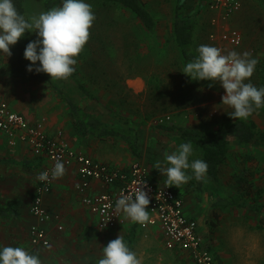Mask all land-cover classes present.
<instances>
[{
  "label": "trees",
  "instance_id": "1",
  "mask_svg": "<svg viewBox=\"0 0 264 264\" xmlns=\"http://www.w3.org/2000/svg\"><path fill=\"white\" fill-rule=\"evenodd\" d=\"M210 0H174L171 32L165 41L158 36V23L154 13L150 11L144 0H85L92 8L107 11H118L128 26L122 35L121 47L127 61L138 62L143 59L141 68L147 73L148 86L152 95H158L157 113L174 112L209 98L205 92L214 89L213 83L207 80H192L182 70L192 62L198 52L195 48L196 29L203 11ZM63 0H43L40 8L43 12L62 5ZM264 6V0H258ZM18 12L29 18L27 0H13ZM109 22H114L111 18ZM209 34V26H205ZM98 36L102 39V34ZM33 32H27L19 41L10 46L9 73L14 78H39L59 94L70 110L73 125L79 136L118 138L124 141L129 149L139 154L140 134L143 124L120 108H111L107 120L99 109V101L93 90L78 77V68L67 80H53L47 73L36 72L27 68L31 62L24 57V51L30 41L36 40ZM101 43H105L101 41ZM86 43L84 50L87 48ZM137 47L135 54L131 47ZM131 48V49H130ZM84 50L80 53L83 56ZM264 81V55L258 68ZM211 85V86H210ZM99 103V104H98ZM153 133L175 137L178 149L182 143L191 141L193 155L189 161L204 160L208 164L207 177L198 181L199 188L203 185L206 193L212 197L211 207L214 215L222 208L246 206L260 214L264 220V203H258L253 193V178L257 171L264 174V131L259 128L255 119L233 120L225 116L216 123L213 129H202L184 125L180 122L157 121L151 124ZM171 137V138H172ZM257 162L258 167L243 166L232 174L236 187H229L223 179L222 168L232 159ZM244 162V161H242ZM261 167L262 169H260ZM260 169V170H259ZM195 178V177H194ZM205 183V184H204ZM175 192L176 188H173ZM237 189V190H236Z\"/></svg>",
  "mask_w": 264,
  "mask_h": 264
},
{
  "label": "crops",
  "instance_id": "2",
  "mask_svg": "<svg viewBox=\"0 0 264 264\" xmlns=\"http://www.w3.org/2000/svg\"><path fill=\"white\" fill-rule=\"evenodd\" d=\"M240 1L241 8L233 14L231 25L242 31L244 40L255 35L256 31L249 29L245 21L250 0ZM208 4L207 9L211 16ZM209 28L211 31L210 21ZM34 80L41 79L12 77L9 73V61L8 66L4 67L0 56V96L13 110L23 113L30 122L45 117L48 134L56 137L61 133V137L74 150L110 165L128 167L131 164L128 158L123 159L111 153L110 140L122 141L121 139L79 136L73 125L70 110L59 94L50 85L56 94L50 88L47 90V86V93L42 92L39 89L41 82L37 84ZM98 107L104 114L103 117L109 120L108 112L111 108L104 104H99ZM146 127L149 133L153 134L151 127L143 124L138 152L140 154ZM155 135L161 140L164 137L167 141L170 140L169 149L177 151L174 136L169 138L162 134ZM126 146L129 149L127 144ZM129 151L131 152L130 149ZM48 164L49 160L45 154H36L23 141L10 144L8 135L0 131V250L5 246L21 247L30 254L37 255L42 264H98V260L103 257V247L120 234L130 250L135 248L134 252L142 264H194L190 252L166 247L159 225L143 228L139 223L126 218L122 212L125 224L115 228H99L97 216L82 204L80 195L76 192L75 184L79 180L76 162L65 166V175L55 179L51 191L43 196L45 206L57 216L46 224L50 244L33 246L29 238V227L35 222V218L30 212V205L39 182L37 176ZM148 169L155 184L165 183V180L159 178L158 171ZM172 188H176V194L183 199L180 189L174 186ZM113 190L114 185L94 179L91 180L88 193L98 194ZM58 225L62 228L59 229ZM253 243L256 244L242 242L234 247L228 244L225 248L216 244L213 253L218 264H264L261 245L257 244V241Z\"/></svg>",
  "mask_w": 264,
  "mask_h": 264
},
{
  "label": "rangeland",
  "instance_id": "3",
  "mask_svg": "<svg viewBox=\"0 0 264 264\" xmlns=\"http://www.w3.org/2000/svg\"><path fill=\"white\" fill-rule=\"evenodd\" d=\"M42 1L27 0L29 18L38 16L43 12L40 8ZM144 1L156 17L159 40L165 41V38L171 32L174 0ZM92 10L96 19L90 28L88 46L84 50L83 56L76 57L77 64L75 66L78 68V77L93 90L101 105L104 104L109 108H120L136 121H141L147 126H151L159 120L180 122L187 126L202 129H213L219 120L229 116L228 113L233 111L232 108L222 103V96L225 94L223 87L219 83H213L214 89L207 91L204 88L205 92L210 94L208 99L174 112H155L159 106L158 95H152L149 89L147 73L141 68L144 60H138V56H135L138 62L127 61L124 49L121 47L123 32L128 27L125 20L122 19L123 17L118 11L103 13L102 10L99 11L95 8H92ZM210 17L206 7L196 29V50L200 45H210L220 48L222 54H227L230 51L241 54L245 51L250 52L252 57L259 61L250 82L257 88L264 87V81L258 71L260 61L264 55V6L258 0H250L245 21L249 29H255L256 34L244 39L239 46L223 45L210 40L205 30V26H209ZM111 18L114 20L112 23L109 22ZM252 32L255 33L254 30ZM99 33L102 34V39L98 36ZM33 34L36 38L37 33L33 32ZM101 41L105 43H101ZM131 48L135 54L137 47ZM0 56L2 65L7 67L8 56L6 57L2 52H0ZM3 61H5V64H3ZM34 83H40L39 89L44 93H47L48 88L53 91L45 79L37 80ZM45 86H47V90H45ZM53 93L55 92L53 91ZM249 118L255 119L259 128L264 131V107L256 109ZM149 132L147 127L144 128L141 154L131 153L132 151L130 152L126 144L120 140H110L111 153L123 159L128 158L131 160L130 163L141 162L152 171L160 173L159 170L154 168L155 163L157 161L163 162L165 153L171 154L173 149H169L170 140L167 141L165 137L161 140L157 135L154 133L151 135ZM248 165L252 168L258 167L257 162H248V160H242L241 158L232 159L223 166L221 171L223 179L229 183L231 189L235 190L237 188L232 179V174ZM188 174L192 175L193 178L188 183L180 186V193L183 195L185 212L198 221L203 244L209 246L211 251L214 252L216 244L225 248L228 244H232L234 247L242 242H247L250 245L256 244L253 241H257L264 252V220L261 219L260 214L246 206H238L222 208L219 210L218 215H214L211 207L212 197L206 193L204 185L199 188V183L194 178L191 170H188ZM159 178L165 181L167 179L161 173ZM253 183L254 198L258 203H264V174L262 171H257ZM233 247L231 248L233 249ZM132 251H135L134 247Z\"/></svg>",
  "mask_w": 264,
  "mask_h": 264
},
{
  "label": "clouds",
  "instance_id": "4",
  "mask_svg": "<svg viewBox=\"0 0 264 264\" xmlns=\"http://www.w3.org/2000/svg\"><path fill=\"white\" fill-rule=\"evenodd\" d=\"M96 17L85 0H63L62 5L53 7L38 16L26 18L20 14L13 0H0V52L11 56L10 46L15 45L27 32H36L37 39L30 41L24 51L25 59L31 64L28 71L47 73L53 80H67L74 72V65L90 39V28ZM198 56L186 64L182 72L192 80H207L219 83L225 90L222 103L233 109L228 115L233 119L247 120L256 109L264 107V87L257 88L250 82L258 59L248 51H230L222 54L215 46L200 45ZM248 81V82H246ZM211 86V85H210ZM191 141L179 145L177 151L165 153L163 162L157 161L154 168L166 176L165 186H180L193 178L203 181L207 177L208 164L201 159L191 162ZM66 168L57 159L51 170V179L65 175ZM40 181H49V172H40ZM148 193L140 185L128 194H121L116 201L115 211L123 212L134 223L146 225L150 220ZM0 264H42L37 255L21 247L5 246L0 250ZM98 264H142L137 254L130 250L119 234L103 247V257Z\"/></svg>",
  "mask_w": 264,
  "mask_h": 264
},
{
  "label": "built area",
  "instance_id": "5",
  "mask_svg": "<svg viewBox=\"0 0 264 264\" xmlns=\"http://www.w3.org/2000/svg\"><path fill=\"white\" fill-rule=\"evenodd\" d=\"M211 11L209 39L223 45L239 46L244 35L241 30L231 25L234 13L240 10V0H210ZM0 131L9 137V143L26 142L36 154H45L49 164L43 171L49 172V181H40L30 205V212L35 222L29 227V238L33 246H48L50 239L46 224L57 218L44 204L43 196L52 189L55 179H51V170L57 159L64 166L77 164L79 180L75 184L82 204L97 216L99 228H115L125 223L122 212L115 211L120 195L128 194L142 185L148 193L150 204L147 207L150 220L146 228L159 225L164 235L165 245L169 249L178 248L190 252L194 264H218L211 249L203 244L198 221L185 212L184 201L172 186L157 185L149 175V169L141 162H132L128 167L110 165L74 150L59 136H51L46 130V118L41 117L30 122L23 113L13 110L9 103L0 96ZM42 171V172H43ZM101 180L114 185L115 190L98 194H89L91 180ZM61 229L62 226L58 225Z\"/></svg>",
  "mask_w": 264,
  "mask_h": 264
}]
</instances>
